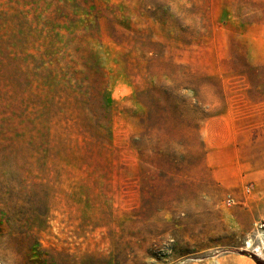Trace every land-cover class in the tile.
<instances>
[{
  "label": "rangeland",
  "instance_id": "rangeland-1",
  "mask_svg": "<svg viewBox=\"0 0 264 264\" xmlns=\"http://www.w3.org/2000/svg\"><path fill=\"white\" fill-rule=\"evenodd\" d=\"M0 264H264V0H0Z\"/></svg>",
  "mask_w": 264,
  "mask_h": 264
},
{
  "label": "bare ground",
  "instance_id": "bare-ground-1",
  "mask_svg": "<svg viewBox=\"0 0 264 264\" xmlns=\"http://www.w3.org/2000/svg\"><path fill=\"white\" fill-rule=\"evenodd\" d=\"M251 248H253V252L257 255L260 256L263 254V249L260 247H254L253 245L250 246Z\"/></svg>",
  "mask_w": 264,
  "mask_h": 264
},
{
  "label": "built area",
  "instance_id": "built-area-1",
  "mask_svg": "<svg viewBox=\"0 0 264 264\" xmlns=\"http://www.w3.org/2000/svg\"><path fill=\"white\" fill-rule=\"evenodd\" d=\"M232 202H233V201L229 200L228 204L231 205Z\"/></svg>",
  "mask_w": 264,
  "mask_h": 264
}]
</instances>
